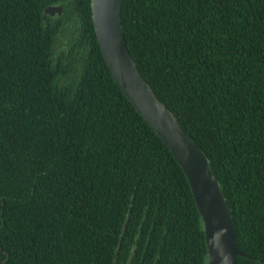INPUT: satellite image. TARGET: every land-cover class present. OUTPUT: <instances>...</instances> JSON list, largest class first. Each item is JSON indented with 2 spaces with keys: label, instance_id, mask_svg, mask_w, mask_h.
Returning <instances> with one entry per match:
<instances>
[{
  "label": "trees",
  "instance_id": "obj_1",
  "mask_svg": "<svg viewBox=\"0 0 264 264\" xmlns=\"http://www.w3.org/2000/svg\"><path fill=\"white\" fill-rule=\"evenodd\" d=\"M122 19L210 158L238 264H264V0H123ZM0 264H208L188 178L115 81L91 0H0Z\"/></svg>",
  "mask_w": 264,
  "mask_h": 264
},
{
  "label": "water",
  "instance_id": "obj_2",
  "mask_svg": "<svg viewBox=\"0 0 264 264\" xmlns=\"http://www.w3.org/2000/svg\"><path fill=\"white\" fill-rule=\"evenodd\" d=\"M122 4L123 0H91L94 27L107 65L184 170L204 222L208 264H238L239 256L248 255L238 248L235 222L222 184L206 152L141 73L123 31ZM62 10V5L48 6L44 17L61 14Z\"/></svg>",
  "mask_w": 264,
  "mask_h": 264
},
{
  "label": "rangeland",
  "instance_id": "obj_3",
  "mask_svg": "<svg viewBox=\"0 0 264 264\" xmlns=\"http://www.w3.org/2000/svg\"><path fill=\"white\" fill-rule=\"evenodd\" d=\"M79 25L76 22L66 24L65 28L59 34L54 44V56L59 57L63 53H67L69 47L74 43L75 38L78 36Z\"/></svg>",
  "mask_w": 264,
  "mask_h": 264
}]
</instances>
